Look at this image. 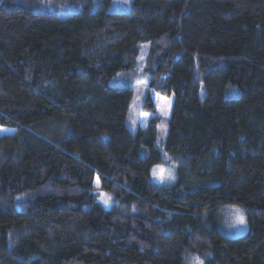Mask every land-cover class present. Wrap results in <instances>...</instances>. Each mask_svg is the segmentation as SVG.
Instances as JSON below:
<instances>
[{"label": "trees", "instance_id": "obj_1", "mask_svg": "<svg viewBox=\"0 0 264 264\" xmlns=\"http://www.w3.org/2000/svg\"><path fill=\"white\" fill-rule=\"evenodd\" d=\"M111 4L0 0V264H264V0ZM145 43L151 117L133 132L120 79ZM152 93L173 97L167 120ZM228 205L241 237L219 231Z\"/></svg>", "mask_w": 264, "mask_h": 264}, {"label": "rangeland", "instance_id": "obj_2", "mask_svg": "<svg viewBox=\"0 0 264 264\" xmlns=\"http://www.w3.org/2000/svg\"><path fill=\"white\" fill-rule=\"evenodd\" d=\"M25 4L35 8L36 10H45L55 13L57 16H64L66 14L78 13L81 11L82 0H23ZM29 1V2H28ZM131 0H112V11H126L129 7ZM93 5H97L98 0H92ZM149 44H141L139 59L135 66V70L132 73L126 74L121 78V82L125 78V81L131 79L132 90L134 95L129 106L128 115L126 118L127 127L130 131H135L138 127L145 128L151 114L142 112V106L145 99V92L148 85V75L144 71V63L147 54ZM122 73V72H120ZM119 82V83H121ZM151 99L155 107V115L161 118V120H167L170 116L171 105L173 97H164L156 93L151 94ZM160 132L162 137L157 141V148H160L161 141L165 133V126H160ZM12 131L8 128L0 127V135L9 134ZM166 157V155L163 153ZM163 169V172L160 170ZM150 181L152 184L160 188H170L176 183V172L174 167H168L165 165L154 166L150 172ZM96 187L98 183L95 182ZM97 202L101 204L104 209H111L115 205V200L107 192L97 188L95 190ZM107 201V203H105ZM237 209L242 211V214L246 221L244 211L234 205H228L220 211V233L227 238H237L245 235L248 232L247 222L244 225L236 223ZM185 264H201L200 259L196 255H187L185 258Z\"/></svg>", "mask_w": 264, "mask_h": 264}, {"label": "snow or ice", "instance_id": "obj_3", "mask_svg": "<svg viewBox=\"0 0 264 264\" xmlns=\"http://www.w3.org/2000/svg\"><path fill=\"white\" fill-rule=\"evenodd\" d=\"M160 171L163 172V169H161ZM105 203H107V201H105ZM236 223L239 225H244L246 223L242 211L239 209H237Z\"/></svg>", "mask_w": 264, "mask_h": 264}]
</instances>
